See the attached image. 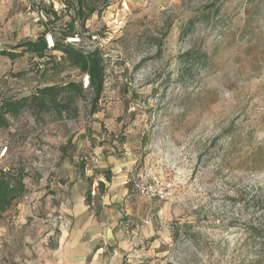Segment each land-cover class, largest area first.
I'll return each mask as SVG.
<instances>
[{
  "label": "rangeland",
  "instance_id": "rangeland-1",
  "mask_svg": "<svg viewBox=\"0 0 264 264\" xmlns=\"http://www.w3.org/2000/svg\"><path fill=\"white\" fill-rule=\"evenodd\" d=\"M35 1L58 18L43 12L36 23L12 1L0 13V52L21 53L20 43L49 31L63 39L77 17L76 0ZM87 3L98 12L84 27L77 18L69 37L104 55L99 112L89 115L88 93L77 116L11 117L0 129L9 147L0 171L49 182L53 155L80 167L85 157L97 197L105 171L97 167L110 155L126 189L116 208L122 240L110 249L119 264H264V0ZM48 55L58 69L30 54L0 55V100L83 81L59 52Z\"/></svg>",
  "mask_w": 264,
  "mask_h": 264
},
{
  "label": "crops",
  "instance_id": "crops-1",
  "mask_svg": "<svg viewBox=\"0 0 264 264\" xmlns=\"http://www.w3.org/2000/svg\"><path fill=\"white\" fill-rule=\"evenodd\" d=\"M12 1L0 0V13ZM61 152L53 155L59 163L52 169L56 170L52 181H26L27 194L1 220L0 243L11 246L0 247V264H119L118 251L110 250L123 233L116 208L126 189L113 169L117 163L110 155L105 161L101 158L97 168L111 170L114 180L108 183L101 176L99 182L105 183L106 191L101 195L98 190L95 197L91 187L93 203L89 205L86 177L90 175Z\"/></svg>",
  "mask_w": 264,
  "mask_h": 264
},
{
  "label": "trees",
  "instance_id": "trees-1",
  "mask_svg": "<svg viewBox=\"0 0 264 264\" xmlns=\"http://www.w3.org/2000/svg\"><path fill=\"white\" fill-rule=\"evenodd\" d=\"M76 18L69 23V30L62 34L63 39L56 38V46L53 52L60 53V59L66 61L70 68L77 70L81 75L89 77V87L84 88L83 81L67 82L60 85L46 86L38 88L32 95L19 99L5 98L0 100V129H7L10 126V118L18 117L23 111L30 110L37 118L42 113L54 112L58 117L64 115L77 116L79 111V101L85 99L88 93H92L91 108L89 115L93 116L99 112L98 105L105 91L106 86V64L105 58L100 49L86 51L83 48L72 44L64 43V40L75 32V23L77 18L81 19V26L96 13L98 8L89 6L87 0H76ZM46 16L58 18V13L52 9H44ZM44 35L36 41H24L17 48L23 49L21 53L1 51V56H6L11 60L23 54H30L40 60H48L45 64H53V68L61 66L57 62V56H49L45 43ZM82 169L89 161L82 158ZM104 179L110 183L113 179L111 170L102 172ZM28 174L25 169L11 168L0 171V220L18 201L23 199L27 194L26 178ZM92 180L91 185L86 193V202L91 205L92 197ZM98 190L101 195L106 191V185L99 182ZM179 233V232H177Z\"/></svg>",
  "mask_w": 264,
  "mask_h": 264
},
{
  "label": "built area",
  "instance_id": "built-area-1",
  "mask_svg": "<svg viewBox=\"0 0 264 264\" xmlns=\"http://www.w3.org/2000/svg\"><path fill=\"white\" fill-rule=\"evenodd\" d=\"M25 2H26L28 15L36 23L40 22L42 17H43L42 11L40 9V5L35 0H25ZM44 39H45L47 49L49 51H52L56 46V38H55L54 34L51 31H49L45 34ZM66 43L72 44V45H80L81 39L78 37H68L66 39ZM83 83H84V88L88 89V87H89V77L88 76L84 77ZM8 151H9V147L0 146V160H3L7 157ZM98 162H99V160L97 158H91L90 159V163H92V164H97ZM141 190H142V188L141 189L138 188L139 192ZM142 192H143V190H142Z\"/></svg>",
  "mask_w": 264,
  "mask_h": 264
}]
</instances>
